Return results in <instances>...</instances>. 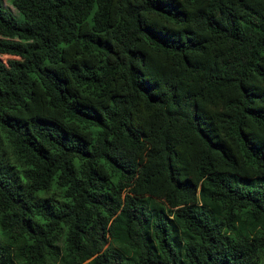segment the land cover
I'll return each mask as SVG.
<instances>
[{
  "label": "trees",
  "instance_id": "1",
  "mask_svg": "<svg viewBox=\"0 0 264 264\" xmlns=\"http://www.w3.org/2000/svg\"><path fill=\"white\" fill-rule=\"evenodd\" d=\"M11 3L0 264H264V0Z\"/></svg>",
  "mask_w": 264,
  "mask_h": 264
},
{
  "label": "rangeland",
  "instance_id": "2",
  "mask_svg": "<svg viewBox=\"0 0 264 264\" xmlns=\"http://www.w3.org/2000/svg\"><path fill=\"white\" fill-rule=\"evenodd\" d=\"M4 4L7 8H10L15 14L18 15V13L13 9L11 0H3ZM6 59V58H5Z\"/></svg>",
  "mask_w": 264,
  "mask_h": 264
}]
</instances>
